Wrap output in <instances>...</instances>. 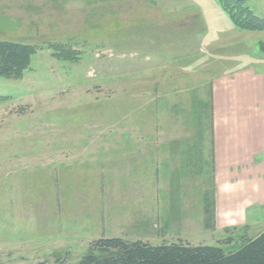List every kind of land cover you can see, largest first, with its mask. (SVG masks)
Masks as SVG:
<instances>
[{"label":"rangeland","instance_id":"rangeland-1","mask_svg":"<svg viewBox=\"0 0 264 264\" xmlns=\"http://www.w3.org/2000/svg\"><path fill=\"white\" fill-rule=\"evenodd\" d=\"M225 16L219 0H0V41L34 48L19 77L0 75V264H78L120 229L241 244L181 165L210 177L212 81L250 53ZM149 199L165 213L145 226Z\"/></svg>","mask_w":264,"mask_h":264},{"label":"crops","instance_id":"crops-1","mask_svg":"<svg viewBox=\"0 0 264 264\" xmlns=\"http://www.w3.org/2000/svg\"><path fill=\"white\" fill-rule=\"evenodd\" d=\"M249 1L255 14L264 18V0ZM225 17L230 31L240 35L234 44L250 53L239 66H232L229 72L225 70L223 75H217L212 81L211 178L204 170L197 169L194 163L181 162V165L191 169L190 174H204L203 181L207 185L210 183V189L214 190L215 224L238 228L234 232L241 242L264 231V52L259 49L260 41H264V30L240 31ZM227 57L235 58L232 55ZM243 58L241 56V61ZM143 183L152 189L150 177L145 175ZM159 205V200L147 201L145 226L151 222L153 208L157 214L165 213L161 210L164 203L160 209ZM131 225L126 220L123 228ZM120 230L112 237H126Z\"/></svg>","mask_w":264,"mask_h":264},{"label":"trees","instance_id":"trees-1","mask_svg":"<svg viewBox=\"0 0 264 264\" xmlns=\"http://www.w3.org/2000/svg\"><path fill=\"white\" fill-rule=\"evenodd\" d=\"M219 1L236 26L264 30V18L253 14L243 0ZM259 49L264 52V42H260ZM57 50L67 56L72 52ZM33 51L34 48L27 44L0 41V75L19 77ZM78 264H264V231L242 240L230 252L214 245H191L180 240L152 245L120 237H100L90 242L89 251Z\"/></svg>","mask_w":264,"mask_h":264}]
</instances>
